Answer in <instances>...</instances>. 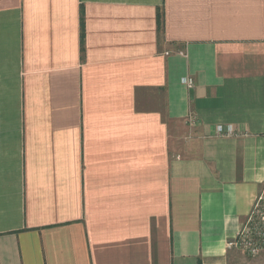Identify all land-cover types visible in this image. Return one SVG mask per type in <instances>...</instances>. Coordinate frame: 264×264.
<instances>
[{
  "label": "crops",
  "instance_id": "0c3cea01",
  "mask_svg": "<svg viewBox=\"0 0 264 264\" xmlns=\"http://www.w3.org/2000/svg\"><path fill=\"white\" fill-rule=\"evenodd\" d=\"M262 183L264 0H0V264H227Z\"/></svg>",
  "mask_w": 264,
  "mask_h": 264
},
{
  "label": "built area",
  "instance_id": "2783aa9c",
  "mask_svg": "<svg viewBox=\"0 0 264 264\" xmlns=\"http://www.w3.org/2000/svg\"><path fill=\"white\" fill-rule=\"evenodd\" d=\"M187 88L194 87V80L190 77L182 78ZM193 116L186 118L187 123L193 122ZM216 131L219 135H233L232 126L218 125ZM264 185V183H263ZM235 248L249 257H258L264 254V186L256 196L254 204L244 219L237 235L228 242V249Z\"/></svg>",
  "mask_w": 264,
  "mask_h": 264
},
{
  "label": "rangeland",
  "instance_id": "374dc122",
  "mask_svg": "<svg viewBox=\"0 0 264 264\" xmlns=\"http://www.w3.org/2000/svg\"><path fill=\"white\" fill-rule=\"evenodd\" d=\"M192 119H193V122L190 123V126H193L194 125V123H195V116H193ZM175 131L177 133H176L175 140H174V149H175V152L176 153H181L182 154L183 153V150L185 148L180 143V141L182 140L181 137H180L181 136V133H180V131L177 128L175 129ZM226 136H228V135H226ZM230 136H232V135H230ZM263 186L264 185L262 183V185L260 186L259 192L261 190H263ZM257 196H258V194H257ZM227 264H264V254L263 255H260L258 257H253L252 258V257L247 256L246 254H244L240 250H237L235 248H231L229 250V254L227 256Z\"/></svg>",
  "mask_w": 264,
  "mask_h": 264
},
{
  "label": "trees",
  "instance_id": "16d2710c",
  "mask_svg": "<svg viewBox=\"0 0 264 264\" xmlns=\"http://www.w3.org/2000/svg\"><path fill=\"white\" fill-rule=\"evenodd\" d=\"M161 26H162V25H161V20L158 18V28H159V30L161 29ZM160 31H161V30H160ZM160 31H159V32H160Z\"/></svg>",
  "mask_w": 264,
  "mask_h": 264
}]
</instances>
